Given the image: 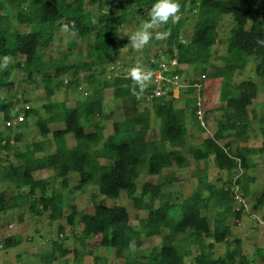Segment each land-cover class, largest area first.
<instances>
[{
  "label": "trees",
  "instance_id": "obj_1",
  "mask_svg": "<svg viewBox=\"0 0 264 264\" xmlns=\"http://www.w3.org/2000/svg\"><path fill=\"white\" fill-rule=\"evenodd\" d=\"M130 0H97L99 9L96 13L88 10L85 0H30L25 10L20 9L16 21L32 25L27 32L2 27V15L5 4L0 0V57H21L16 67L24 71L28 80L34 72L42 74V83L46 96L44 108L60 113L48 118L37 117L35 124L42 136L51 133L54 150L46 154L47 142L44 140L33 143L31 149L15 154L19 160L16 165H5L1 171L2 178L10 181L17 189L12 197H6L0 192V211L15 208L20 201L29 203V210L35 215L47 212L51 220H57L64 215V201L61 193H48L49 183L46 178H35L34 173L42 170H52L53 179L61 180L62 186L68 185V176L72 172L79 175L78 185L96 184L101 195L117 199L121 192L131 199L137 209H146L147 216L141 221V229L130 225V215L118 204L104 205L92 200L91 212L78 213L71 206V212L66 216L68 224L73 225L79 220L81 232L77 239L84 246L89 242L103 249H113L117 257H122L128 251H138L142 248V235L147 237L161 236V244L152 246L147 254L140 257L127 256L125 264H257L252 263L242 252L240 242L222 256H215L211 249L215 243L227 241L231 235L228 218H234V224L241 220V208H234V197L231 192V181L217 186L201 179L207 196H187L181 199H170L162 191L161 183L145 182L138 191L137 180L142 170L150 175H160L163 170L172 167L184 168L189 161L185 159L182 149L188 146V127L184 121V109L177 108L175 98L159 97L152 101L155 116L162 120L157 137L150 139L151 120L147 115L135 114L132 117L112 123V131L105 136L106 125L99 119L104 114V96L96 90L93 96L79 106H68L66 102H53L52 96L59 86L61 74L85 75L87 82L94 84L97 69L116 60L118 50V34L120 27L127 23L128 8L122 5L119 13L114 14L107 7ZM141 9L150 10L155 0H133ZM180 12L186 4L196 7L197 18L194 22L190 39L180 40V22L163 25L167 36V49L164 53L157 52L154 61L150 63L153 71L161 62L175 58L178 62L176 72L182 74V66L192 65L202 74L203 107L209 111H221L225 121L218 123L211 136H205L199 145H189L191 158L195 161L212 159L215 165L227 172L242 169L236 182L246 196L250 193V183L254 182L248 170H254L256 164L248 156L252 154L247 143L248 127L254 112L249 111L252 100L258 94L257 84L251 80L231 84V78L243 71L249 58L255 62V75L264 89V46L258 40H264V0H178ZM221 15H230L234 26L230 30L226 51L221 65H213L212 49L221 43L217 32L218 20ZM144 21L149 16H144ZM67 25L69 32L76 33L86 41L87 48L83 59L68 62L67 56H62L51 63L43 60L41 50L53 41V27ZM74 25V27H72ZM69 43V47L75 45ZM164 56L163 58L160 57ZM167 59V60H166ZM212 69L211 72H208ZM53 71V74L48 71ZM11 70L0 72V88L11 91ZM76 87L77 79L70 80ZM105 85L113 89V97L120 100L134 101L140 91L130 77H114ZM109 82V83H108ZM219 83L218 99L213 101V88ZM68 83V81H67ZM135 87V93L133 88ZM187 92L192 93L188 88ZM11 102L0 97V113L4 121L11 119ZM25 117L36 114L34 109L23 110ZM208 111V110H207ZM196 128L204 133V128L198 123L194 107L191 112ZM61 118L62 127L51 130L48 124ZM24 120V119H23ZM22 123V122H21ZM20 123V124H21ZM27 125L26 121H23ZM18 125V124H17ZM11 128L10 126H6ZM12 126V125H11ZM263 143L259 148L264 151V124L262 125ZM233 131L236 139L232 142L220 143L226 138L227 131ZM71 136L74 143H68ZM9 139L0 132V151L9 150ZM34 152H42L34 156ZM239 159V162L235 160ZM107 161L103 163L101 160ZM39 192V194H37ZM94 197V196H93ZM148 203H143L144 198ZM159 201L155 207L154 202ZM175 205L181 206L178 212ZM264 206V188L258 193L254 209ZM179 216V217H178ZM60 231H63L59 226ZM163 231H165L163 233ZM205 239L211 241L204 243ZM196 242V253L191 262L186 261L190 255L188 243ZM21 243L20 237H6L1 247L11 248ZM54 251L68 250L53 242ZM55 253V252H54ZM259 258L264 262V248L257 250ZM52 254L51 259H55ZM98 261L101 259L98 258Z\"/></svg>",
  "mask_w": 264,
  "mask_h": 264
},
{
  "label": "rangeland",
  "instance_id": "obj_2",
  "mask_svg": "<svg viewBox=\"0 0 264 264\" xmlns=\"http://www.w3.org/2000/svg\"><path fill=\"white\" fill-rule=\"evenodd\" d=\"M5 4L2 15L4 16L2 27H9V29H17L21 32H27L31 29L30 24L18 23L15 19L17 12L20 9L25 10L30 0H1ZM122 5L128 8L127 23L122 25L118 34V50L116 56V64L119 70L127 68L141 67L145 71H153L150 68V63L154 61V55L157 52L164 53L167 49L166 40L155 39L157 32H164L163 25H159L155 29L150 30L153 33L148 45L142 51H137L132 47L129 39L141 25L145 22L144 16H148L149 10L137 7L133 0L130 2L124 1L120 4L107 5L101 7L108 9L114 14L119 13ZM85 6L88 10L96 13L99 4L97 0H85ZM180 19V40L187 42L190 39L194 22L197 18L196 7L186 4L184 10L179 13ZM234 26V21L230 15H221L218 20L217 32L221 39V43L214 46L212 49V63L213 65H221L222 57L226 51L227 40L230 35V30ZM54 38L49 42L45 48L41 50L44 61L51 63L54 60L60 59L62 56H67L68 62H75L79 58L83 59L87 43L82 40L76 33L65 31L63 25L56 24L53 27ZM76 44L69 47V43ZM160 57H164L161 56ZM171 59V58H170ZM11 63L9 69L11 70L10 81L13 83L11 91L0 88V97L11 102V118L17 115H23L27 125L15 124L5 127V121L0 113V132L9 139V150L0 151V192H3L6 197H12L17 193L14 185L2 178L1 171L5 165H16L19 160L15 154L24 152L32 148L36 141L44 140L47 142V147L44 150L46 154L54 150L51 133L47 136H42L35 124L37 117L48 118L49 116L58 115L59 111L49 110L43 107L47 99L44 93L42 83V74L34 72L32 78L28 80L26 73L18 69L15 65L21 61V57L10 58ZM167 60V59H166ZM169 60V59H168ZM164 62V61H163ZM255 62L253 58L248 59L246 68L243 71H238L232 78L230 83L237 85L241 81L251 80L257 84L258 94L252 100L249 106V111H253L255 118H252L249 127V138L247 143L242 144L248 147L252 154L248 156L256 166L254 170H248L250 176L253 177L254 182L250 183V193L245 197L248 205L247 211L241 212V220L238 224H234V218L229 217L228 223L231 226V235L227 241L222 243H215L211 249V253L215 256H222L227 251L235 248V240L238 239L242 252L248 257L252 263L264 264L259 258L257 250L264 248V206L258 209L253 208L258 193L264 188V151L258 152L263 143L262 125L264 124V89L260 84L259 78L254 71ZM209 69L208 72H211ZM53 74V71H48ZM107 64L101 66L96 72V81L94 84L87 82L85 75L77 74H61L59 76L60 84L52 96L53 102H66L68 106H79L81 103L90 99L96 90L103 93L104 96V114L99 121L106 125L104 130L105 136L111 133L112 123L120 121L135 114H142L149 116L151 120V129L149 131L150 139L157 137L158 130L162 126V120L155 116L152 102H147L143 98V94L137 96L133 103L129 100H120L113 97V89L109 85H105L103 80L108 81ZM201 72L192 65L182 66V78L187 82H192L198 79ZM153 78V76H152ZM72 79H77L79 85L76 87L70 83ZM68 81V83H67ZM109 81V82H110ZM108 82V83H109ZM219 84H215L213 88V101L218 99ZM153 79L148 83V89L153 86ZM184 89L179 91L174 104L177 108L184 109V121L188 127V146L182 149L185 159L189 161L188 166L184 168L172 167L171 169L163 170L160 175H150L145 170H142L137 180L138 191L145 182L161 183L162 191L166 193L170 199H181L189 196H207V191L201 182V179L206 177L211 183L217 186H222L227 181L242 172L234 170L227 172L219 169L212 159L195 161L191 158L189 145H199L205 136H211L217 128L218 123L225 121L221 111L206 110L207 130L201 133L196 128V122L192 120L193 98L192 93ZM32 108L36 114H29L25 117L24 109ZM48 124L51 130L62 127L63 121L61 118ZM236 139L234 132L227 131L226 138L220 143L232 142ZM68 143L73 144L74 141L71 136L68 137ZM42 152H34V156H39ZM107 163L105 160H101ZM54 172L50 170H42L34 173L35 178H46L49 187L48 193L55 191L61 193L64 201V215L57 220H51L47 212L41 215H35L29 210V203L20 201L18 206L5 211H0V245L6 237H20L21 243L18 246L11 248H3L0 246V264H125L124 258L127 256L140 257L142 254H147L152 246H159L162 242L161 236L147 237L142 235V248L138 251H128L122 257H117L113 249H103L91 244L88 241L86 245H82L77 239L81 232V224L79 220L73 225L68 224L66 216L71 212V206L76 207L78 213L91 212L93 210L92 200L110 206L118 204L123 206L130 215V225L138 230L141 229V221L147 216L146 209H137L131 199H129L124 192H121L117 199L107 198L101 195L96 184L87 183L81 187H76L79 183V175L72 172L68 176V185L64 188L61 180L53 179ZM39 194V192L37 193ZM94 196V197H93ZM143 203H148V198L145 197ZM154 206H159V201L154 202ZM175 209L180 212L181 206L175 205ZM238 204L234 203V208H238ZM179 217V216H178ZM59 226L63 231H60ZM165 231H163L164 233ZM211 240L205 239L207 244ZM53 242L60 244L63 248L68 250L63 254V250L53 249ZM190 248V255L186 257L187 262H191L195 253L197 244L190 240L188 243ZM55 252V253H54ZM52 254L55 259H51ZM98 258L101 261H98Z\"/></svg>",
  "mask_w": 264,
  "mask_h": 264
},
{
  "label": "built area",
  "instance_id": "obj_3",
  "mask_svg": "<svg viewBox=\"0 0 264 264\" xmlns=\"http://www.w3.org/2000/svg\"><path fill=\"white\" fill-rule=\"evenodd\" d=\"M178 62L175 58H171L168 62H161L158 65V69L152 71L153 76V87L148 89L144 94L143 98L147 102H152L155 98L165 97L167 98L170 95L174 96V92H179L184 89H192V98H193V107L195 117L205 130H207V120H206V109L203 107V96L201 95V90L203 88V79L205 74L200 75V77L192 82H187L183 80L182 75L176 72V67ZM116 62L107 63V70L109 71L107 79H113L114 77L125 76L129 77V72L132 68H127L124 70H119ZM24 119L23 115H17L14 118L5 121L6 126H11L15 124H20ZM239 162L238 158H235ZM241 170L238 167V170ZM241 173V172H240ZM240 173H237L231 179V192L234 197V201L238 204V208H241L244 211L248 210V205L245 201L244 194L241 190L240 184L236 182ZM1 246V245H0Z\"/></svg>",
  "mask_w": 264,
  "mask_h": 264
},
{
  "label": "clouds",
  "instance_id": "obj_4",
  "mask_svg": "<svg viewBox=\"0 0 264 264\" xmlns=\"http://www.w3.org/2000/svg\"><path fill=\"white\" fill-rule=\"evenodd\" d=\"M179 13L180 4L178 0H155V3L151 6L148 12L149 19L145 21L139 30H137L129 38L131 40L132 47L137 51H142L145 46L148 45L149 41L153 39V33L150 30L155 29L159 25H167L170 20L172 23H178L181 19ZM72 27H74V25H72ZM64 30L69 31V27L66 25ZM169 35L170 32H157L155 34V39L163 40ZM258 43L261 46H264V40H258ZM10 63L11 60L9 56L5 55L0 57V72L6 71ZM129 77L134 82V85L138 87L140 91H143L152 79V72L145 71L141 67L137 66L130 70ZM133 92L135 93V87L133 88Z\"/></svg>",
  "mask_w": 264,
  "mask_h": 264
},
{
  "label": "crops",
  "instance_id": "obj_5",
  "mask_svg": "<svg viewBox=\"0 0 264 264\" xmlns=\"http://www.w3.org/2000/svg\"><path fill=\"white\" fill-rule=\"evenodd\" d=\"M178 94H179V92H176V91H175L173 97L176 99V97L178 96ZM48 154H49V153H48ZM237 170H238V169H237ZM239 171H241V170L239 169ZM240 174H241V173H240ZM252 183H253V182H252Z\"/></svg>",
  "mask_w": 264,
  "mask_h": 264
}]
</instances>
